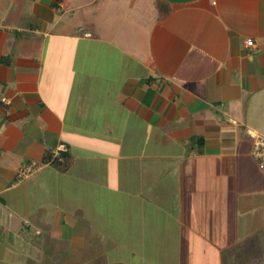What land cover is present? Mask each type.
<instances>
[{"label":"crops","instance_id":"crops-1","mask_svg":"<svg viewBox=\"0 0 264 264\" xmlns=\"http://www.w3.org/2000/svg\"><path fill=\"white\" fill-rule=\"evenodd\" d=\"M33 1L0 0V222L64 143L133 195L163 171L217 264H264V0Z\"/></svg>","mask_w":264,"mask_h":264},{"label":"rangeland","instance_id":"rangeland-1","mask_svg":"<svg viewBox=\"0 0 264 264\" xmlns=\"http://www.w3.org/2000/svg\"><path fill=\"white\" fill-rule=\"evenodd\" d=\"M31 19L29 28L36 23ZM86 26L81 23L75 34L83 35ZM109 165L81 158L64 173L52 168L53 175L48 169L32 174L12 200L23 213L13 219L17 229L6 225V212L1 218L0 264H217V254L230 253L184 232V199L163 171L138 196L131 190L140 186L108 185Z\"/></svg>","mask_w":264,"mask_h":264},{"label":"built area","instance_id":"built-area-1","mask_svg":"<svg viewBox=\"0 0 264 264\" xmlns=\"http://www.w3.org/2000/svg\"><path fill=\"white\" fill-rule=\"evenodd\" d=\"M86 34V33H85ZM253 41L248 39L246 40V45L251 46ZM249 137L253 143V152L252 155L257 162L259 169L264 173V134L250 129L248 130ZM68 151V146L64 143L58 145L57 149L52 152V156H59L62 152ZM41 164L32 161L31 163L24 165L21 169H19L17 173L18 180H22L24 178L29 177L33 174Z\"/></svg>","mask_w":264,"mask_h":264},{"label":"trees","instance_id":"trees-1","mask_svg":"<svg viewBox=\"0 0 264 264\" xmlns=\"http://www.w3.org/2000/svg\"><path fill=\"white\" fill-rule=\"evenodd\" d=\"M43 163H49L57 170L64 172L69 168L70 165V158L66 152H62L59 156H52V153H46L43 158Z\"/></svg>","mask_w":264,"mask_h":264}]
</instances>
